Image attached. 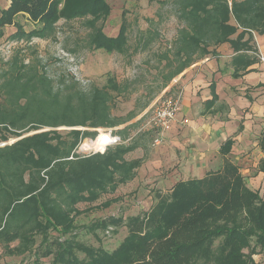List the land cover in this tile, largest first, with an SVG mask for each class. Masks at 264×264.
I'll return each mask as SVG.
<instances>
[{"label": "trees", "instance_id": "obj_1", "mask_svg": "<svg viewBox=\"0 0 264 264\" xmlns=\"http://www.w3.org/2000/svg\"><path fill=\"white\" fill-rule=\"evenodd\" d=\"M158 4L170 7L180 24L169 49L157 56L164 62L161 91L186 69L215 55L216 47L226 43L233 52H247L252 50V33L264 35V0H163ZM108 14L105 0H9L0 11V37L4 27H13L18 39H45L59 18L87 17L92 49L125 54L127 25L122 22L117 35L107 37L102 26ZM20 16L39 28L25 33L16 21ZM146 32L143 50L157 37ZM231 63V77L236 79L252 71L249 67L255 59L242 54ZM3 78L0 132L5 135H0V141L17 138L0 147V245L8 256L29 252L39 233L38 257H51V264H256L253 256L264 251V198L247 186L230 157L232 139L220 146L221 165L216 171L178 181L167 192L156 191L152 205L136 216H110L92 225V231L126 230L113 250L88 247L74 239L51 241L49 229L61 236L73 232L74 217L80 214L77 204L92 203L126 183L139 164L126 161L132 149L120 145L103 154H77L80 140L92 134L76 128H112L135 114L112 116L111 92L120 95L127 89L112 78L100 89L82 91L74 84L61 90L36 67L16 62ZM215 102L213 97L204 103L205 113ZM59 127L72 128L66 135L69 141L54 130ZM97 143L98 138L86 140L82 149ZM258 147L264 152V129ZM257 172L264 175V160L259 161ZM14 242L17 245L9 247Z\"/></svg>", "mask_w": 264, "mask_h": 264}, {"label": "rangeland", "instance_id": "obj_2", "mask_svg": "<svg viewBox=\"0 0 264 264\" xmlns=\"http://www.w3.org/2000/svg\"><path fill=\"white\" fill-rule=\"evenodd\" d=\"M159 1L163 0H105L109 14L103 23L102 31L107 37H115L121 23L125 22L128 40L125 54L92 49L90 47L92 32L86 24L89 21L87 17L70 20L59 18L45 39L37 37H31L30 40L18 39L14 36L15 28H3V36L0 37V84L15 62L18 66L36 67L38 71L46 74L55 89L61 90L74 84L82 91L100 89L112 78L116 83L127 87L120 95L111 92L112 116L124 118L130 113L135 114L132 120L112 128H76L92 134L80 140L75 148L77 154L86 156L82 149L83 143L86 140L95 141L99 135L98 129H111L120 137V143L116 146L132 149L125 155L126 161L139 164L133 172V177L126 183L119 184L113 191L100 195L92 203L77 204L75 208L80 214L74 217L73 232L61 236L49 229L47 234L51 241L74 239L88 247L113 250L125 237L126 230L121 227L92 231L91 226L110 216L126 219L146 211L153 201L154 193L160 191L158 186L167 191L166 188L173 183V177H177L175 174H178L176 171L179 168V157L183 153L180 146L188 137L181 136L180 130L174 135L169 134L170 131L159 135L147 127L151 105L162 92L166 93L176 86L177 78L169 82L172 84L170 88L165 86L161 91L163 85L161 68L164 62L157 60V56L169 49L180 29V24L171 15L170 7H160ZM8 2L9 0H0V9L6 7ZM16 21L25 33L39 28L38 24L24 16L18 17ZM148 21L154 23L150 25ZM101 25V21L96 24L97 27ZM147 30L150 31V35L157 37L143 50L142 47L148 39ZM258 61L263 63L259 59ZM147 103H149L147 107L142 110V106ZM185 123L187 124L186 121L183 122ZM45 130L50 129L40 131ZM54 130L58 131L64 140H70L66 135L72 128L59 127ZM0 135L5 134L0 132ZM157 136L160 137L158 144L155 142ZM16 140L17 138L9 136L6 142L0 141V147ZM95 145L91 144L85 150H93L90 147ZM257 161L250 153L242 155L235 161L246 184L253 188L257 185L253 183L257 176ZM259 192L263 198V185ZM41 238L39 233L35 234L34 247L20 256H8L4 247L0 245V264H51V257H38L41 252H37L36 247L39 246ZM16 245L17 242H14L9 247ZM43 249L44 247L41 251H44ZM77 255L82 257L79 253ZM256 260L258 264H264V254L256 257Z\"/></svg>", "mask_w": 264, "mask_h": 264}, {"label": "crops", "instance_id": "obj_3", "mask_svg": "<svg viewBox=\"0 0 264 264\" xmlns=\"http://www.w3.org/2000/svg\"><path fill=\"white\" fill-rule=\"evenodd\" d=\"M250 46L251 51L233 52L228 44H222L215 48V55H207L175 78L176 86L169 92L181 93V104L176 120L166 134L170 131L169 134L174 135L180 130L181 136L188 138L179 145L183 153L179 157L178 174L167 191L178 181L201 178L219 169L221 157L218 151L227 139L233 140L230 157L235 161L247 153L256 157V164L264 160V152L258 147L264 129V62L260 63L257 58L258 55L264 57V35L252 33ZM242 54L254 58L255 64L249 67L250 73L234 79L231 61ZM171 86L169 83L166 88ZM213 97L216 102L205 113L204 103ZM184 121L187 124H183ZM256 173L253 183L257 185L254 188L247 186L258 192L261 185L264 187V175ZM262 253L264 251L253 256L256 264V257Z\"/></svg>", "mask_w": 264, "mask_h": 264}, {"label": "built area", "instance_id": "obj_4", "mask_svg": "<svg viewBox=\"0 0 264 264\" xmlns=\"http://www.w3.org/2000/svg\"><path fill=\"white\" fill-rule=\"evenodd\" d=\"M258 59L261 62H264V57L262 55H258ZM169 91H167V93L162 92L161 96L157 97L150 107L151 116L147 123V127H150V130L152 131L158 132L159 135L166 133V131L170 128V125L176 120L177 114L180 110L181 93H172ZM104 134L108 139V143L104 145V148L98 151L84 150L86 156L99 152L102 153L106 149L120 143V137L114 134L111 129H104ZM157 137L158 139L155 142L158 144L160 137Z\"/></svg>", "mask_w": 264, "mask_h": 264}, {"label": "bare ground", "instance_id": "obj_5", "mask_svg": "<svg viewBox=\"0 0 264 264\" xmlns=\"http://www.w3.org/2000/svg\"><path fill=\"white\" fill-rule=\"evenodd\" d=\"M107 143H108V139L106 138L105 134H100L98 137V143L95 146L90 147V149L98 151L99 149L103 148L104 145H106Z\"/></svg>", "mask_w": 264, "mask_h": 264}, {"label": "water", "instance_id": "obj_6", "mask_svg": "<svg viewBox=\"0 0 264 264\" xmlns=\"http://www.w3.org/2000/svg\"><path fill=\"white\" fill-rule=\"evenodd\" d=\"M13 143V142H12Z\"/></svg>", "mask_w": 264, "mask_h": 264}]
</instances>
